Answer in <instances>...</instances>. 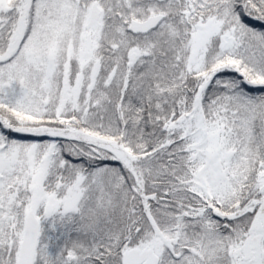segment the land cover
Listing matches in <instances>:
<instances>
[{
	"label": "snow or ice",
	"instance_id": "1",
	"mask_svg": "<svg viewBox=\"0 0 264 264\" xmlns=\"http://www.w3.org/2000/svg\"><path fill=\"white\" fill-rule=\"evenodd\" d=\"M0 264H264V0H0Z\"/></svg>",
	"mask_w": 264,
	"mask_h": 264
}]
</instances>
